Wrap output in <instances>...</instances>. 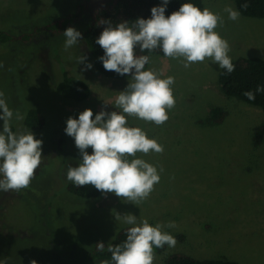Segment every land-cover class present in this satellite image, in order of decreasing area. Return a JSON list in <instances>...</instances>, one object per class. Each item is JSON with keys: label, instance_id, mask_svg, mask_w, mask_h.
<instances>
[{"label": "rangeland", "instance_id": "rangeland-1", "mask_svg": "<svg viewBox=\"0 0 264 264\" xmlns=\"http://www.w3.org/2000/svg\"><path fill=\"white\" fill-rule=\"evenodd\" d=\"M74 0H0V30L16 40L0 44V91L11 110L25 115L37 108L44 118L41 130H31L42 140V160L28 188L0 191V260L6 264H80L94 239L109 242L125 226L116 214L147 219L165 227L177 241L155 253L153 264L166 254L180 252L199 259H228L240 264H264V139L255 140L264 120L262 111L224 97L217 84L219 65L205 60L184 68L171 58L151 56V67L173 76L175 107L169 119L157 126L128 117V126L140 127L164 148L163 153H137L146 162L163 167L150 196L135 205L114 193H100L81 201L65 191L69 166L80 163L74 139L64 129L69 116L90 109L95 114L117 111L115 98L131 77L112 79L90 69L91 55L83 39L84 16L70 27L81 33L78 44L65 50L64 33L43 30L37 24L70 11ZM224 20L215 29L230 45L229 55L264 60V19L240 15L236 21L223 11L232 0H203ZM71 12V11H70ZM68 13V12H67ZM23 35L29 40H19ZM85 56V63L77 57ZM57 66H56V62ZM62 62L69 75L85 82L90 96L74 102L56 90ZM226 112L218 125L206 119L211 108ZM12 120V122H13ZM16 123V121H15ZM3 121H0L2 128ZM28 128H18L19 130ZM91 154L92 149H87Z\"/></svg>", "mask_w": 264, "mask_h": 264}, {"label": "clouds", "instance_id": "clouds-1", "mask_svg": "<svg viewBox=\"0 0 264 264\" xmlns=\"http://www.w3.org/2000/svg\"><path fill=\"white\" fill-rule=\"evenodd\" d=\"M169 0H162L160 6L151 8V17L138 18L131 25L127 21L113 27L111 21H102L107 26L96 39L104 51L99 57L105 70L119 75H130L131 82L115 98L117 111L101 110L95 114L90 109L79 113L78 118L69 116L66 120L65 133L74 139L79 150L80 163L69 166L66 173L68 181L77 187L92 185L102 193H114L126 202L138 205L145 201L160 181L163 167L158 168L137 153L147 155L150 152L163 153L164 148L155 139L149 138L140 127L128 126V117H135L157 126L168 119L169 110L176 100L173 94L175 79L164 76L163 70L148 67L149 55L141 53L162 50L165 58L177 60L184 68L192 64L210 60L219 65L228 74L235 70L229 55L231 48L228 41L215 31L224 23L219 13L205 7L201 10L192 3H183L177 11L165 16ZM247 2L241 8L247 9ZM228 19L236 21L240 11L232 6L223 9ZM64 48L67 50L78 44L81 33L73 27L64 30ZM86 57H77V63H85ZM0 67H3L0 63ZM85 63V69H91ZM264 92V86H257L255 92L247 91L243 95L254 100L257 93ZM14 112L0 91V191H20L28 188L35 175V170L42 160V140L34 138L29 129L13 131ZM25 115L18 110L15 120L23 121ZM92 149L91 154L87 151ZM117 220L131 225L127 229L126 239L122 244L109 245L111 264H153L154 249L175 247V237L165 231L175 228V222L167 225L149 224L147 219L137 221V216L127 213L116 214ZM98 251H104V243H97ZM6 264V260H0ZM29 264H37L31 260ZM101 264H110L104 260Z\"/></svg>", "mask_w": 264, "mask_h": 264}, {"label": "trees", "instance_id": "trees-1", "mask_svg": "<svg viewBox=\"0 0 264 264\" xmlns=\"http://www.w3.org/2000/svg\"><path fill=\"white\" fill-rule=\"evenodd\" d=\"M203 0H169L166 6L165 16L177 11L181 4L192 3L202 10ZM236 10L240 11V15L254 19H264V0H232ZM247 2V9L241 8V4ZM72 3V2H71ZM162 0H74L70 4V11L59 14L45 23L37 24L34 27L36 33L49 31L52 33H62L74 22L80 20L84 16L87 18L86 25L83 30V39L90 52L93 72L101 74L104 77L112 79H122L130 77V75H119L114 71L105 70L99 57L104 55L103 49L96 44V39L107 26L102 21H111L113 27L119 22L127 21L131 25L138 18L148 19L151 17V8L160 6ZM68 12V13H67ZM43 29V30H42ZM18 37V36H17ZM10 33L0 30V44H5L16 40ZM30 37L23 35L19 40L27 41ZM138 55L163 56L162 50L157 49L153 52L141 53L137 49ZM235 70L228 74L224 69L219 68L217 73V84L221 94L226 98H232L241 101L250 106L259 108L264 114V92L257 93L254 100H249L243 95L244 92H255L257 86H264V60L258 57H238L232 59ZM58 61L55 63L57 66ZM58 67L57 79L55 80L56 90L62 97L74 102H83L90 96L88 85L82 80L77 79L68 74L65 70V64L62 62ZM226 112L223 108L213 107L208 113L206 121L209 125H218L225 117ZM16 121V123H15ZM12 129L18 131V128H28L31 130H41L45 121L40 111L35 107L25 109V119L23 121L13 120ZM255 140L264 139V120L259 124L255 134ZM65 191L75 196L81 201H93L101 191L92 185L77 187L72 182L62 181ZM131 227L125 226L116 232L113 239L109 242L100 239H94L88 251L87 257L80 261V264H101L102 261L108 260L111 264V253L107 251L108 246L119 245L126 239L127 229ZM104 243V251H98L97 243ZM167 245L163 248L154 249L155 253H162L166 250ZM162 264H240L235 260L228 259H199L185 253L174 252L166 254L162 260Z\"/></svg>", "mask_w": 264, "mask_h": 264}]
</instances>
